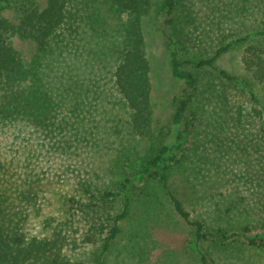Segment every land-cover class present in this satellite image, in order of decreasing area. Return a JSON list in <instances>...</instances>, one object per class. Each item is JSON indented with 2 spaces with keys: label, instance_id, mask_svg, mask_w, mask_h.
I'll list each match as a JSON object with an SVG mask.
<instances>
[{
  "label": "trees",
  "instance_id": "trees-1",
  "mask_svg": "<svg viewBox=\"0 0 264 264\" xmlns=\"http://www.w3.org/2000/svg\"><path fill=\"white\" fill-rule=\"evenodd\" d=\"M152 15L184 84L166 123L145 41ZM236 46L241 78L216 65ZM258 86L264 0H0V126L33 134L20 158L0 157V264H106L114 249L129 258L117 264H179L186 253L195 264H264ZM105 145L97 167L66 174L84 146ZM42 154L60 173L31 165ZM45 185L57 205L50 229L31 233V215L51 203ZM181 224L174 251L159 235Z\"/></svg>",
  "mask_w": 264,
  "mask_h": 264
},
{
  "label": "rangeland",
  "instance_id": "rangeland-1",
  "mask_svg": "<svg viewBox=\"0 0 264 264\" xmlns=\"http://www.w3.org/2000/svg\"><path fill=\"white\" fill-rule=\"evenodd\" d=\"M161 21L159 18L152 15L148 17L145 21V35L147 41V51L148 55L151 59L152 70H151V78L154 86L155 92V100L157 105V116L160 119L161 123H166L168 120V116L170 114L172 107V96L174 94H178L181 92L184 84L181 81L176 80L172 77L170 72V66L166 53V37L164 33L161 31L160 26ZM13 43L16 48L23 51L24 53H29L31 51L30 43L26 41H22L17 38H13ZM242 48L239 46L232 47L228 49L226 52L222 53L216 60V65L218 67L224 68L229 72L239 76L240 78L243 76V64H242ZM257 90L259 91V97L261 101L264 102V87L258 86ZM18 124V123H16ZM33 134L28 131L26 128H20L15 125H6L0 126V157L1 158H9L15 156L20 158L21 151L23 149V144L27 142V137L32 136ZM101 138V137H100ZM22 146V147H21ZM100 150H96L94 148H90L89 146H84L82 150L79 152L78 158L73 160V168L74 170L67 172V175H74L76 173V168L80 169L84 173V171L92 170L91 166L97 167V164L102 161L103 158L101 155H107L111 153L112 150L110 145L100 146ZM44 155V161L37 156L35 160L34 157H31L32 162L31 165H39L41 167V171L47 173H54L53 171H57L60 173V170L57 168L60 164V161L56 162L58 158H52L53 162L45 161L50 158L51 155ZM47 157V158H46ZM40 159V160H39ZM99 169V168H97ZM55 178H60L57 174L54 176ZM61 179L58 182L54 183V185L61 184ZM50 185H45L44 190L50 189V191H44V196L47 198L51 197V203L44 205V209L39 216L31 215V218L26 224L27 229L31 233L43 234L46 233L50 229L49 227L44 226L43 219L49 215L54 213V207L57 205L56 195H52V187ZM54 191V190H53ZM46 194V195H45ZM47 196V197H46ZM46 203V201H44ZM174 227V226H173ZM188 229L184 227V225H178V227H174V230L166 231L164 230L159 236L164 239H169L171 241V249L172 250H180L182 247V243L184 238L186 237V232ZM264 233V231H263ZM125 238L120 240V243H123ZM126 254V253H125ZM125 259L129 260L128 257L124 256ZM123 255L119 254L116 249L108 256L106 264H117L118 261H122L124 259ZM179 264H195V261L190 257V254H182L181 259L179 260ZM123 264H136L134 261H124Z\"/></svg>",
  "mask_w": 264,
  "mask_h": 264
}]
</instances>
